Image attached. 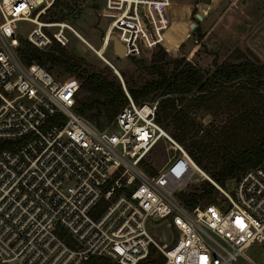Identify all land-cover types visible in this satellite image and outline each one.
Returning <instances> with one entry per match:
<instances>
[{
	"label": "built area",
	"instance_id": "1",
	"mask_svg": "<svg viewBox=\"0 0 264 264\" xmlns=\"http://www.w3.org/2000/svg\"><path fill=\"white\" fill-rule=\"evenodd\" d=\"M54 2L0 0V264H82L93 256L136 264L149 255L152 264H257L243 250L264 243V159L231 178L230 189L207 174L223 200L187 207L177 194L203 170L156 121L157 98L136 102L121 80L127 102L98 128L77 111L78 78L57 79L20 60L21 21L34 24L25 39L40 49L51 39L66 45L65 30L75 33L65 21L32 20ZM171 2L102 0L116 12L107 26L125 56L144 50L145 25L153 33L166 27ZM45 27H54L51 36ZM164 138L175 152L147 174L138 164ZM178 157L188 174L173 175ZM155 223L168 240H154Z\"/></svg>",
	"mask_w": 264,
	"mask_h": 264
},
{
	"label": "trees",
	"instance_id": "2",
	"mask_svg": "<svg viewBox=\"0 0 264 264\" xmlns=\"http://www.w3.org/2000/svg\"><path fill=\"white\" fill-rule=\"evenodd\" d=\"M58 4L59 0H55L53 6ZM48 16L53 20L63 18V14L56 15L53 12ZM17 50L24 64H40L48 71L60 68L78 78L82 89H90L93 95L89 99L78 98L77 93V111L98 128L105 127L127 102L123 88L116 78H108L102 72L92 70L82 56L66 54L54 40L47 48L40 49L27 39L20 38ZM144 69L153 77L137 86L130 84L125 73L119 71L126 90L136 102L160 96L156 121L159 124L172 122V135L178 141H184L188 137L187 133L195 126L187 112L192 107L206 111L223 109L227 113V119L215 134L208 127L204 130V139H191L185 144L188 154L213 180L223 184L225 180L264 159L263 63L249 58L237 62L221 61L214 63L213 68L205 73L188 60L166 61L163 51L158 49L151 54L150 62L144 65ZM192 91H196V94L186 99L184 108L176 109V104ZM103 116L105 120H101ZM192 132H197V129ZM204 160H208V164H204ZM175 170L176 176L181 170L185 175L190 172L183 161L176 165ZM183 173L180 177H184ZM180 177L179 181L182 179ZM197 188L200 190L195 188L179 192L178 199L189 208L199 201L204 204L214 201V186L211 183L204 180ZM153 262L149 255L136 264ZM82 264L117 263L93 256Z\"/></svg>",
	"mask_w": 264,
	"mask_h": 264
},
{
	"label": "rangeland",
	"instance_id": "3",
	"mask_svg": "<svg viewBox=\"0 0 264 264\" xmlns=\"http://www.w3.org/2000/svg\"><path fill=\"white\" fill-rule=\"evenodd\" d=\"M75 7L79 8L74 14L72 10ZM52 12L56 15L58 13L63 14V18L59 21L67 22L88 43L96 48L93 51L69 30H65L68 42L66 45H61L62 50L71 56H82L89 68L102 72L108 78H116L121 87L119 77L108 64H112L119 74V71H123L128 82L133 86H137L153 77L146 72L144 65L150 62L151 54L158 49L163 51L166 61L188 60L205 73L213 68L214 63L221 61L237 62L249 58L264 64V10L261 8L260 0H172L168 10L170 18H168L166 27L153 33L149 25H145L146 28L142 34L144 50L142 49L140 54L132 55L133 58L114 54L112 42L108 39V36L110 34L116 36L115 33L118 31L114 30L115 32L111 33L110 28L108 30L106 28L116 12L103 9L102 0H59V4L55 7L52 6L39 20L52 21L53 19L48 16ZM39 20L37 19V21ZM33 25L28 21H21L17 24L18 35L22 40L26 38L27 32ZM53 30L54 27L43 28V31L49 36H51ZM105 35L106 48L104 45L97 48ZM52 41L51 39V42L43 45L41 49L47 48ZM104 56L107 58L106 61L100 58ZM49 73L57 79L69 75L68 72L60 68H54ZM121 80L125 86L122 76ZM194 94H196V91L185 95V98L176 104V109H183L186 99ZM92 95L90 89L86 90L79 87L78 98L89 99ZM159 97L156 96L158 100ZM187 112L188 116L194 121L195 126L187 133L188 137L192 134L191 137H186L182 142L173 137L174 127L172 122H168V119H166L167 124H160L165 132L186 151V142L191 139H204V130L208 127L212 128L211 130L215 134L228 117L223 109L206 111L202 108L192 107ZM101 120H105V116L101 117ZM195 129H197V132L193 133L192 131ZM170 145L172 144L166 138L160 139L144 155L138 164L139 167L147 174L157 175V169L175 152ZM181 162L182 158L178 157L173 164L172 173H175L176 165ZM203 163L208 164V160H204ZM200 167L203 170V167ZM209 167L208 169H211ZM205 172L207 173L206 170ZM206 173H204L205 177L208 174ZM173 175L176 176V173ZM204 176L197 171L190 174L183 191L195 188L199 191L200 188L197 187L204 180H207ZM224 185L230 189L232 180H225ZM212 194L214 195L213 203H219L223 200L221 193L215 187ZM198 204L201 205L204 202L199 201ZM160 225L161 223H155L151 228L154 232L152 236L157 242L169 239V230L163 233ZM243 253L252 262L264 264V243H252L243 250Z\"/></svg>",
	"mask_w": 264,
	"mask_h": 264
},
{
	"label": "water",
	"instance_id": "4",
	"mask_svg": "<svg viewBox=\"0 0 264 264\" xmlns=\"http://www.w3.org/2000/svg\"><path fill=\"white\" fill-rule=\"evenodd\" d=\"M109 40H111L112 42V48H113V52L114 54H116L117 56H125L124 55V49H123V46L121 44V42L119 41V39L114 35V34H111L109 37H108ZM117 76L119 77L120 79V74L118 73L117 70H113ZM121 81V79H120ZM123 82V81H122Z\"/></svg>",
	"mask_w": 264,
	"mask_h": 264
},
{
	"label": "bare ground",
	"instance_id": "5",
	"mask_svg": "<svg viewBox=\"0 0 264 264\" xmlns=\"http://www.w3.org/2000/svg\"><path fill=\"white\" fill-rule=\"evenodd\" d=\"M38 19V18H37ZM37 19H35V18H32V20L33 21H36V22H39L40 23V21H37ZM39 20V19H38ZM41 24V23H40ZM74 31H75V33L71 30V29H68L75 37H77V38H79L80 40H82V42H84L88 47H91L92 45L90 44V43H88V42H86V40H83V38L80 36V34L72 27V26H70ZM108 28H110V30L112 31V27H109V26H107V30H108ZM107 30H106V33H107ZM111 35V34H110ZM109 35V36H110ZM108 36V37H109ZM106 38V35H105V37H104V39ZM106 46H107V44H105L104 45V47L106 48ZM102 46H101V43H100V46H99V48H101ZM92 50H93V48H92ZM94 51V50H93ZM103 51H104V49H103ZM102 51V52H103ZM103 61H106L107 59L105 58V57H100ZM107 64H108V62H107ZM111 68L112 67H114L112 64H108ZM202 175L204 176V173H203V171H202ZM205 177V176H204ZM205 178H209V176L207 175V177H205Z\"/></svg>",
	"mask_w": 264,
	"mask_h": 264
},
{
	"label": "crops",
	"instance_id": "6",
	"mask_svg": "<svg viewBox=\"0 0 264 264\" xmlns=\"http://www.w3.org/2000/svg\"><path fill=\"white\" fill-rule=\"evenodd\" d=\"M40 21V20H39ZM111 31V30H110ZM81 36V35H80ZM82 37V36H81ZM83 38V37H82ZM80 40V39H79ZM83 40H86L85 38H83ZM81 42H82V40H80ZM87 42V41H86ZM82 43H84V42H82ZM85 44V43H84ZM92 45V44H91ZM92 47H93V49H96L93 45H92ZM97 48H99V47H97Z\"/></svg>",
	"mask_w": 264,
	"mask_h": 264
}]
</instances>
